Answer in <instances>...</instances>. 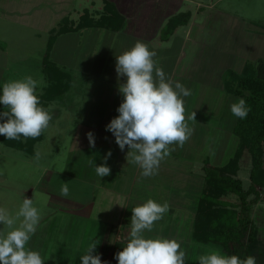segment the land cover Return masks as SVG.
I'll use <instances>...</instances> for the list:
<instances>
[{
  "label": "crops",
  "instance_id": "obj_1",
  "mask_svg": "<svg viewBox=\"0 0 264 264\" xmlns=\"http://www.w3.org/2000/svg\"><path fill=\"white\" fill-rule=\"evenodd\" d=\"M6 1L9 0L0 2V10H7L6 15H21L15 22L23 25L24 20L19 19L27 14L28 3L25 7L24 0H10L9 4ZM56 1L63 6V0ZM13 2L15 7L11 8ZM214 5L209 6L212 9ZM59 15L61 21L48 28L51 36L42 61L43 68L47 58L54 65L50 78L58 76L65 81L64 92L49 101L51 122L76 104L82 106L86 116L76 122L73 155L68 164L72 187L68 186L67 199L60 195L63 185L59 193L46 190L51 197L48 209L52 212L48 213L53 216L39 223L37 234L44 235L45 239L37 251L45 264H81L80 257L88 244L98 239L95 254L101 256L102 262L118 264L115 254L128 242L131 209L148 199L160 204L167 202L170 208L155 223L152 232H145L146 237L168 235L167 226L179 225L188 226L189 237L194 238L199 203L207 188L205 162L208 159L214 166H224L239 145V137L234 132L238 118L231 113L230 106L241 97L227 93L223 75L229 70L243 73L254 62L253 56L251 60L247 52L237 53L239 43L230 42L231 35H224L227 27L219 23L206 25L203 18L207 13L202 0H91L89 6L74 0ZM64 34L74 35L76 44L59 58L50 56L57 35ZM137 40L156 52L157 66L166 75L191 91V95L183 97L185 115L195 112L196 121H188L193 129L190 139L182 148L174 145L175 151L160 163L158 174L148 178L141 176L138 166L127 164L128 147L121 151L114 135L106 131V125L119 115L117 108L123 101L118 85L126 82V77L117 78L116 55L130 49ZM66 55H69L68 61ZM259 60L257 72L264 76V60ZM6 66L4 75L13 70L9 64ZM61 68L65 75H61ZM4 78L6 83L7 77ZM211 89L214 95L208 93ZM72 91L76 95L82 92L77 97L79 101L74 100ZM66 93L69 95L65 99L62 96ZM52 102H60L62 106L52 109ZM88 132L95 136V147L89 144ZM233 142L236 145L231 149ZM109 150L112 155L107 159V166L111 174L99 178L88 160L94 158L99 166ZM70 190L77 192L75 197ZM48 225L52 228L43 233ZM180 230L179 234L183 235ZM169 235L170 239L179 237ZM119 236L125 239L120 240ZM199 253L195 256L199 257ZM195 263L198 264V258Z\"/></svg>",
  "mask_w": 264,
  "mask_h": 264
},
{
  "label": "clouds",
  "instance_id": "obj_2",
  "mask_svg": "<svg viewBox=\"0 0 264 264\" xmlns=\"http://www.w3.org/2000/svg\"><path fill=\"white\" fill-rule=\"evenodd\" d=\"M156 52L143 41L135 44L120 55H116V73L126 77V82L118 85L123 101L117 108L119 115L113 118L106 131L111 132L115 142L123 151L125 146L127 164L141 169V176L148 178L158 174L160 163L175 151V146L183 147L190 139L193 129L188 121H195V112L185 115L183 97L191 91L179 82L172 80L157 66ZM39 81L32 76L3 84L0 94V135L7 140H24L39 137L52 120L50 110L41 106L37 95ZM231 113L245 119L250 112L246 101L239 98L231 104ZM196 122V121H195ZM91 147H95V136L87 133ZM111 150L104 156V163L97 166L94 158L88 160L99 178L111 174L107 159ZM38 160L40 154L36 153ZM68 183H63L60 195H69ZM167 202L160 204L153 199L131 209V228L128 242L122 251L115 254L118 264H186L187 253L176 239L162 236L146 237L152 232L155 223L162 220L169 211ZM41 219L40 211L33 199L24 198L19 210L11 215L0 207V264H45L39 251L28 246L36 233ZM19 222V223H18ZM98 239H93L80 257L81 264H107L95 254ZM198 264H257L254 256L244 259L236 255L222 254L212 250L198 257Z\"/></svg>",
  "mask_w": 264,
  "mask_h": 264
},
{
  "label": "rangeland",
  "instance_id": "obj_3",
  "mask_svg": "<svg viewBox=\"0 0 264 264\" xmlns=\"http://www.w3.org/2000/svg\"><path fill=\"white\" fill-rule=\"evenodd\" d=\"M69 1L73 3L74 0H63V6L60 7L56 0H24L25 7L28 3V12L22 16L23 18L19 19L20 21L24 20L23 25L15 22L21 15L11 16L9 13L6 15L7 10H0V88L5 83L6 78L4 77H7V82H9L30 75L40 82L37 93L46 90L45 86L48 85V81L45 79L47 71H45V66L43 68L42 61L51 36L48 28L56 26L55 24L61 21L59 14L64 12V6L66 7ZM202 1L207 13V17L203 18L206 25L219 23L217 25L227 27L228 29L224 32V35H231L230 42L239 43V48L236 46L237 53L244 54L247 52L248 57L253 56L254 62L251 63L250 67L257 71L259 59L264 60V0ZM0 2L4 3L5 0H0ZM6 2L9 4L10 0ZM89 2L91 3V0H79L80 5L89 6ZM211 4H215L212 9L209 6ZM10 6L14 8L15 2L11 3ZM220 11L221 13H219ZM235 22L238 25L233 27V25H236ZM229 27H231L230 30ZM245 30L247 33H245ZM57 37L51 48L50 56L59 58L60 54L68 48L69 50L72 49L76 44V37L72 34L57 35ZM250 40H252V45H250ZM245 42L247 46H244ZM234 45L231 46L234 47ZM224 47H227V45H224ZM230 50L232 49L230 48ZM66 56L68 61L69 55ZM253 59L251 58V60ZM6 63L13 70L4 75L7 67ZM63 70L62 75H65ZM225 76L224 73L223 78ZM72 92L76 96L74 100L79 101L80 98L77 97H81L82 92L78 95H76L77 92ZM208 93L214 95L212 89ZM66 95L69 94L66 93L62 97L66 99ZM69 99H72V97L69 96ZM52 106L53 109L55 106L60 107L62 105L60 102H52ZM0 108L4 110L2 105H0ZM71 109V111L69 109L64 112L61 117L60 114L56 116L44 131V134L42 133L40 138L33 144L30 143L31 149L33 148L31 152L7 145L2 137L3 135H0V207L7 209L11 215H15L26 197L33 199L34 206L40 211V221H44L45 218L53 216H49L48 213L52 212V209H48L51 197L46 190H50L52 193L53 191L56 192L63 183H68L67 186L72 187L70 178H68L70 169L68 164H71L73 155L71 154V147L74 144V135L78 128L76 122L78 119L82 121L86 113L83 112L82 106L78 104H76V107L73 105ZM85 109L89 113V110ZM0 123H2L1 120ZM233 145H236V143L231 144V149H233ZM36 153L40 154L38 160L35 158ZM240 164L241 169L237 176L242 179L247 190L251 184L250 170L252 167L251 154L247 150L244 152ZM74 188L79 190V187ZM72 190L70 191L75 197L76 194L74 193L77 192ZM257 190L258 195L252 193L248 197L250 217L258 227V239L252 245L251 255L256 258L257 264H264V187L257 185ZM220 192L215 191L213 200L208 202L209 210L214 211V224H228L229 227L239 226L242 212L240 198L230 191H226L224 194ZM64 198L67 199V197ZM2 227L0 226V228ZM49 228H52V226L48 225L43 233L47 232ZM166 228L170 229L169 234L173 233V238L179 235L176 240L187 253L186 264H196L198 257L195 254L197 252H200L199 256L212 250H219L222 254H226L218 243H204L197 241L195 238L190 239L189 232H187L188 226L173 225ZM179 229L183 231V235L179 234ZM245 233L244 235L237 234L236 237L238 240L248 243V237ZM169 234H162V237L170 239ZM43 239H45V236L40 235V233L37 234L36 231L27 247L37 251V248L43 244ZM232 242L234 241L232 240Z\"/></svg>",
  "mask_w": 264,
  "mask_h": 264
},
{
  "label": "trees",
  "instance_id": "obj_4",
  "mask_svg": "<svg viewBox=\"0 0 264 264\" xmlns=\"http://www.w3.org/2000/svg\"><path fill=\"white\" fill-rule=\"evenodd\" d=\"M250 66L248 65L243 73L233 70L225 73L224 81L227 93L243 98L251 110L245 119H237L234 132L239 137V145L229 162L221 167L212 165L208 159L205 162L207 188L199 203L193 234L197 241L218 243L227 255H236L241 259L252 256V245L258 239V227L250 217L248 197L252 193L259 194L257 185L264 187V76L259 75ZM53 67L54 65L47 58L45 71H47L48 85L43 93L37 94L41 106L46 109H48L49 101L66 89L63 79L61 80L58 76L53 77L54 80L50 78L53 76V72L50 71ZM4 110L0 108V111ZM1 122L4 121L1 120ZM40 136L35 139L29 138L26 141L23 140V137L19 141L7 140L4 136L2 137L7 145L31 152L33 148L31 149L30 143L33 144ZM246 150L251 154L252 159L251 184L247 190L242 179L237 176L241 169V159ZM215 191H221V194L230 191L238 195L242 205L239 226L229 227L228 224H214V211L209 210L208 202L213 200ZM244 233L248 237V243H244L236 237L237 234L244 235ZM232 240L234 242L231 243Z\"/></svg>",
  "mask_w": 264,
  "mask_h": 264
},
{
  "label": "built area",
  "instance_id": "obj_5",
  "mask_svg": "<svg viewBox=\"0 0 264 264\" xmlns=\"http://www.w3.org/2000/svg\"><path fill=\"white\" fill-rule=\"evenodd\" d=\"M120 240H124L125 236H119Z\"/></svg>",
  "mask_w": 264,
  "mask_h": 264
}]
</instances>
